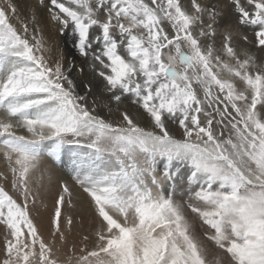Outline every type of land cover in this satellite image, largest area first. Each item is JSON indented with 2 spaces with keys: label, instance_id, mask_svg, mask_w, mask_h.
I'll list each match as a JSON object with an SVG mask.
<instances>
[{
  "label": "snow or ice",
  "instance_id": "6c2138e0",
  "mask_svg": "<svg viewBox=\"0 0 264 264\" xmlns=\"http://www.w3.org/2000/svg\"><path fill=\"white\" fill-rule=\"evenodd\" d=\"M23 8L0 3V264H264V0H48L79 83ZM65 154L87 203L55 181L45 239Z\"/></svg>",
  "mask_w": 264,
  "mask_h": 264
},
{
  "label": "rangeland",
  "instance_id": "374dc122",
  "mask_svg": "<svg viewBox=\"0 0 264 264\" xmlns=\"http://www.w3.org/2000/svg\"><path fill=\"white\" fill-rule=\"evenodd\" d=\"M18 2H20V0H18ZM222 2L226 4L227 0H222ZM0 3H3V0H0ZM22 3L24 5L22 12L26 11L25 12L26 16L30 14V12L28 11L29 9L31 8L36 9L38 17L41 18L43 22L42 26L44 29L45 36L54 45L58 46L61 51H63V53L65 54V58L74 59L78 67L84 68L83 75H80L77 72L72 73L73 77L77 80V82L79 83V82L91 80L92 75L87 68V61L83 57H81L79 53L76 51V49L73 47L71 34L69 33L68 35H61L59 33V26L51 20L50 14L47 10L48 0H43L42 3H41V0H22ZM227 12H228L229 17L234 19V17H232L230 8L227 9ZM13 23H16V22L13 21ZM17 27H19V25H17ZM246 34L249 36L250 39H254L251 31H247ZM239 43L242 46H244L240 41ZM66 55H68V57H66ZM257 55L264 57V53H261L258 51H257ZM93 83L95 82L93 81ZM125 104L129 107L130 110L135 111V109L131 106L129 100L126 99ZM104 114L107 115L106 113ZM172 131L175 134L179 135V130L175 126H172ZM46 164L48 168L50 169V171L52 169L54 170L56 175L55 177H53L54 183L52 186V192L47 196L46 201H45L47 204V209L41 208L40 215L36 217V222L40 226L45 239H50L51 238L50 234L52 230L50 221H51V215H52L53 205H54V194L58 190L55 184V181H58V180L67 181L69 185L72 187L75 195L80 197V199L77 201L78 204L80 205L86 204L87 198L84 196V194L81 192L79 187L75 184L74 180L72 179V172L70 170V161L66 154L63 157V160L61 163H57V162H54L46 158ZM4 170H5V165H4L2 158H0V171H4ZM84 200L86 201V203ZM81 217L83 219V225L81 226L80 223H76L73 226V230L70 235V238L68 236L69 244L73 242L78 243L81 238V235L85 233H89L91 231V228L94 227V225L89 224L90 217H89L87 210L80 212L79 214L75 216L77 220H80ZM197 229L198 231L201 230L199 226V222H197ZM3 234H4V227L0 226V246H2L3 244ZM72 235L74 236L73 238H72Z\"/></svg>",
  "mask_w": 264,
  "mask_h": 264
},
{
  "label": "bare ground",
  "instance_id": "6f19581e",
  "mask_svg": "<svg viewBox=\"0 0 264 264\" xmlns=\"http://www.w3.org/2000/svg\"><path fill=\"white\" fill-rule=\"evenodd\" d=\"M25 12H26V11H23V12H22V15H25ZM25 16H26V15H25ZM240 42H241L244 46H248V45H245L244 42H242V41H240ZM248 47H251V46H248ZM253 50L255 51V49H253ZM64 55H65V54H64ZM66 57H68V55H66ZM66 59H69V58H66ZM51 171H52V172H51L52 176L55 177L56 174H55L54 170L52 169ZM53 172H54V173H53ZM81 196H82V195H81ZM84 201H85V200H84ZM85 203H86V201H85ZM70 235H71V234H70ZM70 235H69V238H70ZM73 237H74V236L72 235V238H73Z\"/></svg>",
  "mask_w": 264,
  "mask_h": 264
}]
</instances>
